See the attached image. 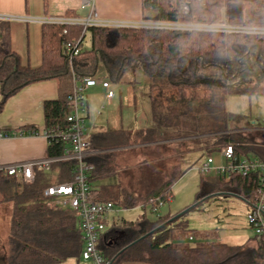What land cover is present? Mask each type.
Instances as JSON below:
<instances>
[{
	"label": "trees",
	"instance_id": "obj_1",
	"mask_svg": "<svg viewBox=\"0 0 264 264\" xmlns=\"http://www.w3.org/2000/svg\"><path fill=\"white\" fill-rule=\"evenodd\" d=\"M178 1L142 0V11L145 17L150 12L152 18L165 22L264 27L259 0H204L203 6L198 0H184L190 4V14L186 16L178 13ZM87 40L89 47L82 48ZM67 43H78L80 47L72 65L63 53ZM41 47V65L22 66L10 48L9 24L0 21V113L7 100L26 86L55 81L57 99L43 103L44 129L64 128L72 112L69 98L73 89L82 79L96 77L100 65L105 71L103 79L116 83L127 72L141 71L153 91L151 128L95 135L89 151L168 142L163 146L168 151L172 149V155L163 162H169L167 170L159 171L163 163L147 147L141 180L143 184L148 181L151 171L157 172L158 180L140 194L132 186L97 185L116 170L109 155L89 156L86 162L93 166L88 178L93 201L109 202L121 210L149 206L153 214L158 203L165 204L172 197L171 187L183 175L182 158L190 153L209 156L231 147L237 159L255 158L264 163V131L231 133L229 122L241 117L229 114L225 106L230 96H264V36L44 24ZM16 132H38V128L28 126ZM64 149L62 144L51 141L46 156H60ZM74 167L73 163H59L49 172L36 169L31 184L0 173V204L12 205L8 251L1 264L81 261L83 241L73 214L63 207L49 208L43 195L53 184L70 182ZM262 177L259 171L245 176L231 171L200 175L189 207L154 219L143 214L135 221H105L106 229L97 249L110 264H264V236H254L241 246L176 245L190 232L183 219L188 212H201L204 205L227 197L237 198L252 209L262 196Z\"/></svg>",
	"mask_w": 264,
	"mask_h": 264
},
{
	"label": "rangeland",
	"instance_id": "obj_2",
	"mask_svg": "<svg viewBox=\"0 0 264 264\" xmlns=\"http://www.w3.org/2000/svg\"><path fill=\"white\" fill-rule=\"evenodd\" d=\"M88 47L89 45L86 42L82 48ZM104 75V68L100 65L96 79L104 81ZM106 82L109 84V91L115 95L114 102L111 106L109 104L104 105L103 94H106L105 92L93 96L92 100L89 102L90 107L93 110V117L89 120H85L88 127L93 122L94 116L101 118V123L103 124L107 121V130L109 131L121 128L126 131L142 130L152 127L153 124L150 118V97L152 96L153 91L150 90L148 78L141 71L125 73L118 83L110 80H106ZM87 98H89V95ZM102 106L104 107V110L100 111ZM225 106L229 114L241 117V120L229 122L228 125L230 132L236 133L238 131L249 129L257 131L264 130V96L259 98H247L240 95L230 96L228 97ZM242 132L247 133L252 131ZM140 151V149H136L137 153ZM149 151H152L153 153L156 152V156L159 159L169 155L167 151L162 150L159 146L151 145ZM137 153L136 155H138ZM123 156V152L112 154V157L118 161H122ZM120 158H122V160ZM145 159H147V157ZM145 159L141 157L140 160L136 161V164L143 165L146 161ZM207 159L212 161L210 174H213L215 169L222 168L226 164L222 152H214L209 156L200 153H190L182 159L180 163L183 175H181V177L172 185V197L167 203L163 204L156 213L150 214L149 207H147L145 210L146 216L149 219H154L155 216L165 215L167 213L174 215L189 207L194 202L195 193L197 192L200 177L198 169ZM161 161L162 163L163 161L165 162V160L162 159ZM167 163L169 164V162H166V165L163 163L160 166V172L167 170ZM124 165L125 164L123 163V166ZM118 168L119 172H116L117 175L103 179L99 181V184L103 186H117L121 179L123 182L122 185H125L126 187L132 186L135 191H138L137 193L143 194V192L145 193L147 190L142 191L141 188L151 189L154 186L155 181L158 180L157 172H148L149 179L145 182L148 184L146 185L145 183L143 184L141 180L142 170L139 174L138 171H127L128 166L125 168L118 166ZM129 188L131 189V187ZM249 210L250 208L241 200L234 197H227L225 200L204 205L201 212H188L183 219L186 221L187 229L190 232L187 236L177 241L176 245H245L256 236L254 230L247 225V215ZM11 212L12 205L10 203L0 204V264L3 258L7 256ZM142 213L143 211L141 207L131 210H121L120 208H116L110 221L112 220V217L116 220V216L127 221H134ZM189 236L193 238L192 242L188 240ZM67 261L68 260L59 264H67ZM78 264L88 263L80 261Z\"/></svg>",
	"mask_w": 264,
	"mask_h": 264
},
{
	"label": "built area",
	"instance_id": "obj_3",
	"mask_svg": "<svg viewBox=\"0 0 264 264\" xmlns=\"http://www.w3.org/2000/svg\"><path fill=\"white\" fill-rule=\"evenodd\" d=\"M96 0H83V3L90 8L88 19H77L74 17L62 16L58 18H44L43 24L68 26L78 25L84 29L89 27H105V28H129L139 30L166 31L171 33H204V34H220V35H248V36H264V27L230 25L225 23L208 24V23H182V22H165L155 18L145 19L136 23H116L104 22L97 19L94 12V3ZM261 5V14L264 18V0H259ZM200 6L204 5V0H198ZM177 11L180 15L186 16L190 14V4L187 1L179 0L177 3ZM66 32L64 31L63 34ZM63 53L67 56L70 65L72 60L80 53L78 43H67L64 46ZM75 80V79H74ZM100 85L103 89L108 90L109 84L94 78H84L77 83L73 89L69 100L72 104V112L67 117V126L64 128H56L50 131L45 129L41 132H31L24 134L23 132L5 133L0 132V140L12 137L22 136H41L47 145L53 141L62 144L65 149L64 153L57 157L49 158L44 156L38 160L24 161L8 165H0V173L10 176L19 177L23 183L31 184L34 181V172L36 169L49 172L54 164L73 163L75 165L73 177L70 182L63 184H53L44 191V197L47 199V206L63 207L71 211L77 223V229L81 234L83 241V250L80 259L88 264H110L109 260L99 253L97 249L98 240L105 232L106 226L104 222L109 214L113 213L114 206L112 203H99L91 199L92 187L88 181L89 174L93 171V166L86 162L90 156L89 137L85 127V92L89 88ZM113 93L107 91L106 98L111 99ZM222 156L226 161L225 166L215 169L213 174H223L227 171L239 172L245 176L251 172L259 171L263 177L262 196L255 200L254 207L247 215V225L254 230L257 237L264 236V163L259 162L255 158H239L237 159L231 147L222 151ZM212 161L207 159L199 167V174L202 176L210 175V166ZM163 206L158 203L157 208ZM156 207L153 213L157 212Z\"/></svg>",
	"mask_w": 264,
	"mask_h": 264
},
{
	"label": "crops",
	"instance_id": "obj_4",
	"mask_svg": "<svg viewBox=\"0 0 264 264\" xmlns=\"http://www.w3.org/2000/svg\"><path fill=\"white\" fill-rule=\"evenodd\" d=\"M94 12L97 16V19L104 22L136 23L145 19L152 18L150 14L146 17L144 16L142 11V0H96L94 3ZM67 15H70L71 17L77 19H88L90 15V8L83 3V0H0V21L7 22L9 24L10 48L12 52L17 55L20 64L24 67L28 66L31 68H36L41 65V31L42 26L44 25L42 23V19L58 18ZM87 44L89 45L88 40ZM104 81L106 82V80ZM104 90L105 89H103L100 85L86 90L87 93L85 92V120H89L91 117H93V110L91 109L89 103L92 100V97L95 95H100L101 92L103 94L104 92L107 93L106 91H109V89L105 91ZM88 95L89 98H87ZM57 96L58 91L55 81L34 83L26 86L17 94L7 100L3 110L0 113V132L12 133L16 132L18 129L28 126H36L39 132L43 131V103L45 101L56 100ZM114 99V94L111 99H107L106 94H103L104 105L109 104L111 106L114 102ZM103 110L104 107L102 106L100 108V111ZM84 124L87 129L89 142L92 141V138L95 135H106L119 131L131 133L141 131H126L122 128L109 131L107 130V121L105 124H103L101 123V118H98L96 116H94L93 122L89 125V127L87 126L88 124H86L85 121ZM146 129L149 128H145L142 130ZM242 131L257 130L249 129ZM176 142L178 141H170L169 143L174 144ZM167 143L168 142H159L154 144H144L125 148H114L103 151H91L90 156L107 154L110 156L109 160L113 162L116 172H119L118 166H122L124 168L128 166L127 171H138L140 174L142 165L136 164V161L140 160L141 157H143V159L147 157L146 148L150 147L151 145L159 146L162 150H165L167 151V153H169L168 156L161 158L162 160L167 161L168 158L172 155V149L171 151H168L163 148V146ZM46 149L47 143L41 136H22L0 140V165H8L41 159L46 156ZM136 149L141 150L139 152L140 154L136 152ZM117 152L124 153L123 160L122 158H120L122 161L115 160L112 157V154ZM136 153L138 155H136ZM154 154L157 155L156 152H154ZM188 155L189 154H186L182 159H184ZM123 163L125 164L124 166ZM116 172L113 175H117ZM122 184L123 182L120 179V183L117 186L106 187L119 188L123 186ZM97 185L103 186L100 185L99 182H97ZM141 189L142 191L150 190L147 188ZM146 209L142 208L143 213L137 219L145 214ZM115 211L116 208L114 207L113 213H115ZM113 213L109 214L107 217L106 222L108 224L124 220L123 218H118L116 216V220L114 217H112V220L110 221ZM188 240L192 242L193 238L189 236ZM67 264L76 263L74 260H68Z\"/></svg>",
	"mask_w": 264,
	"mask_h": 264
},
{
	"label": "water",
	"instance_id": "obj_5",
	"mask_svg": "<svg viewBox=\"0 0 264 264\" xmlns=\"http://www.w3.org/2000/svg\"><path fill=\"white\" fill-rule=\"evenodd\" d=\"M263 217H264V214H263Z\"/></svg>",
	"mask_w": 264,
	"mask_h": 264
}]
</instances>
